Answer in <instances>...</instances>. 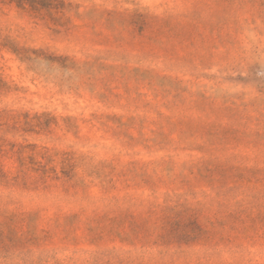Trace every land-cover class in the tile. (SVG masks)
Wrapping results in <instances>:
<instances>
[{"label":"rangeland","instance_id":"374dc122","mask_svg":"<svg viewBox=\"0 0 264 264\" xmlns=\"http://www.w3.org/2000/svg\"><path fill=\"white\" fill-rule=\"evenodd\" d=\"M0 264H264V0H0Z\"/></svg>","mask_w":264,"mask_h":264}]
</instances>
